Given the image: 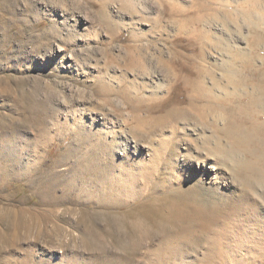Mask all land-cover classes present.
<instances>
[{"label":"rangeland","instance_id":"rangeland-1","mask_svg":"<svg viewBox=\"0 0 264 264\" xmlns=\"http://www.w3.org/2000/svg\"><path fill=\"white\" fill-rule=\"evenodd\" d=\"M257 1L264 15V0ZM242 2L0 0V264H264L263 185L215 193L237 207L229 216L227 207L216 225L227 229L219 238L228 247L211 248L205 232L168 236L144 227V219L129 218L123 230L106 220V213L146 216L152 199L163 197V176L153 178L161 193L142 183L160 145L188 181L183 154L190 147L198 157L200 136L211 135L189 111L188 79L198 71L220 78L225 69H264V20L255 33ZM171 111L175 121L156 128ZM137 113L154 121V130L137 129ZM171 146L179 155L169 154ZM92 157L103 169L88 164ZM130 167L138 186L132 200L118 189L116 199L108 191L101 196L105 183H115L107 169L126 179ZM85 170L81 182L76 174ZM206 187L205 197L214 195L217 186ZM167 238L182 243L163 244Z\"/></svg>","mask_w":264,"mask_h":264},{"label":"bare ground","instance_id":"bare-ground-1","mask_svg":"<svg viewBox=\"0 0 264 264\" xmlns=\"http://www.w3.org/2000/svg\"><path fill=\"white\" fill-rule=\"evenodd\" d=\"M243 3L245 4L242 5L240 9L241 14L246 21L253 26L254 32L258 33L257 29L259 23L264 20V15L258 13V10H260L263 4L260 7L257 0H245L242 4ZM257 41L260 43L259 40ZM258 42L255 43L259 44ZM258 47L260 46L257 45L253 48L252 53L255 57L261 56L259 53L261 50H259ZM240 54L242 56L244 53ZM227 65L229 64L227 63ZM225 68H228V66ZM203 73L202 71H198L195 73V77L187 81V86L193 90L189 111L197 117V121H199L202 126L209 129L211 135L203 134V136H200L202 140L201 145L196 147V149L198 148V157L193 156V152L189 146V148H187L188 153L183 154L182 164L186 167L185 173L187 174L188 181H186L180 173L176 172L177 169L171 166L167 159L168 157L166 158L167 144L160 145L159 148H157L158 150L155 149L157 153L155 154L154 152L153 167L150 169L152 171L149 172L150 177H148V180L146 178L147 181L142 183L144 185L145 183L149 185L152 184V189L158 194L163 190V184L157 182L153 183L155 181L153 178L163 176L168 183L167 187L164 188V192L161 193L163 197L157 196L159 200L155 198L154 200L152 199L151 203L153 205L155 203V207L152 205L146 216L142 214L135 218V215L132 214L119 217L115 214L106 213V220L111 224L117 221V224H119L120 228L123 230L127 227L129 218H134V221L135 219H139L140 221L144 219L146 223L144 225L143 222L142 225L144 227H150L153 232H163L168 236L175 233L192 235L197 232H205V234L212 235L210 242L207 244L211 248H218L223 245L228 247V243H223L221 238H219L220 235H222L221 233L228 235L227 229H221V227H216V225L220 223L219 221L225 220L226 216L224 214L227 207L228 216L231 211L235 213L237 207L235 206L236 204L233 205V203L229 206L222 204L221 200L223 199H220L219 195H217L219 192L217 191L221 193L222 188L230 190L232 186L235 187V185H240L241 189L249 193L255 190L254 187L258 185L264 186V69L259 70L258 68V70H253L251 72H248V70L225 69L220 74V78H217L213 72L207 71L206 75ZM204 76L212 79L211 87L203 82L205 79ZM142 101H140L139 104H142ZM176 116V113L171 111L167 117L158 118V125H156V128L162 129L169 126V121L174 122ZM135 121L137 124L136 128L140 131L144 132L148 127H151L152 130L155 128L154 121L151 122L141 117L138 113L135 115ZM183 143H185V141ZM168 151L172 157L179 155L175 152L173 146H171ZM201 152L206 154L207 157H202ZM213 155L218 156V161L221 160L223 162H221L222 165L229 168L228 170L232 175L231 179L220 175L221 165L218 163H211V159L214 158ZM86 160H88V164L92 165L96 171H98L97 169H101V164L94 157H92L91 160L89 158ZM85 161L84 163L86 164L87 161ZM133 166L135 165L133 164ZM162 166H164V169L167 168V174L169 175L161 171ZM86 172V170L78 171L76 174L77 179L79 180L80 178L81 182L86 179ZM107 172L115 179V183H105L108 190L102 191L101 196L108 191L112 198L116 199L119 196L113 194L112 189H118L122 194H128L127 200L125 201L128 202L132 200V192L135 191L137 193L138 190V186L134 185L133 168L130 167L128 170H125V173L123 172V174L127 175L126 179L120 178L113 168L107 169ZM185 173H183L184 176H186ZM192 173H196V175L193 176ZM206 185H209V189L215 185L217 186L214 195L210 194V197H205L204 190L208 189ZM73 186L74 185H71V187ZM210 193L213 194V191ZM114 202L123 205L120 200H109L107 204H113ZM105 208L107 209L110 207L106 206ZM235 219H237V217ZM239 224V229H242L241 223ZM235 226L236 224L233 225V229H235ZM131 230L137 231L138 225L134 224ZM165 243L169 246L176 247L182 243V239L177 238L172 240L167 238L163 241V244Z\"/></svg>","mask_w":264,"mask_h":264}]
</instances>
